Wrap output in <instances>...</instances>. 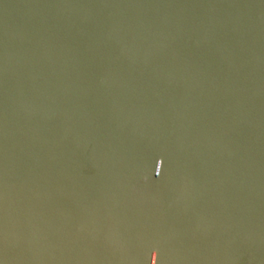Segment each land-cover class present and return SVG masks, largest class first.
Returning a JSON list of instances; mask_svg holds the SVG:
<instances>
[{"label": "water", "instance_id": "95a60500", "mask_svg": "<svg viewBox=\"0 0 264 264\" xmlns=\"http://www.w3.org/2000/svg\"><path fill=\"white\" fill-rule=\"evenodd\" d=\"M0 264H104L48 185L1 101Z\"/></svg>", "mask_w": 264, "mask_h": 264}, {"label": "clouds", "instance_id": "9594fccd", "mask_svg": "<svg viewBox=\"0 0 264 264\" xmlns=\"http://www.w3.org/2000/svg\"><path fill=\"white\" fill-rule=\"evenodd\" d=\"M155 175H156V176H159L160 174H157V173L155 172Z\"/></svg>", "mask_w": 264, "mask_h": 264}]
</instances>
